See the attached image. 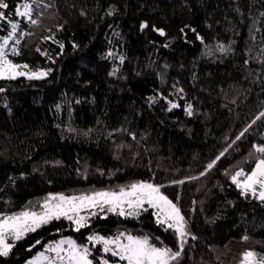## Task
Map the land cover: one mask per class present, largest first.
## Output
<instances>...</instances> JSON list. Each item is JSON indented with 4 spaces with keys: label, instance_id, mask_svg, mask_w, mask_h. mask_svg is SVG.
<instances>
[{
    "label": "trees",
    "instance_id": "1",
    "mask_svg": "<svg viewBox=\"0 0 264 264\" xmlns=\"http://www.w3.org/2000/svg\"><path fill=\"white\" fill-rule=\"evenodd\" d=\"M0 2L7 5L0 37L9 21L18 25L9 58L52 70L0 80V213L38 210L48 193L148 181L179 206L191 233L175 264H239L246 250L264 255V202L241 195L230 179L251 171L252 145L264 144V117L257 118L264 112V0ZM25 3L36 24L16 14ZM152 212L97 211L79 230L52 220L16 241L0 264H23L62 236L85 244L92 233L147 236L178 250L174 230Z\"/></svg>",
    "mask_w": 264,
    "mask_h": 264
},
{
    "label": "snow or ice",
    "instance_id": "2",
    "mask_svg": "<svg viewBox=\"0 0 264 264\" xmlns=\"http://www.w3.org/2000/svg\"><path fill=\"white\" fill-rule=\"evenodd\" d=\"M6 6L0 2V8ZM31 13L32 9L28 3L23 4L22 11L19 6L16 8L18 16L36 24L38 21L31 19ZM0 18H4V13L0 12ZM9 23L11 30L7 35L0 37V79H15L22 76L31 80L46 77L52 71L50 68L32 70L28 64H17L9 58L8 43L14 38L18 27L15 22L9 21ZM140 27L143 29L145 24L142 22ZM155 30L164 35L163 29ZM19 35L23 37L24 33L21 32ZM197 39L202 38L197 35ZM19 43L20 39L17 38L10 49L12 54L19 55L17 48ZM63 47L61 43L60 48L63 49ZM73 47L77 45L74 44ZM218 47L221 52L225 51L223 45ZM111 54L109 52V55ZM119 58L121 61L124 59L123 56ZM115 72L116 69H113L109 75H115ZM3 91L4 89L0 88V92ZM176 106L169 102L170 108ZM185 111L188 115H192V105H187ZM260 117H264V112H261L257 118ZM252 149L254 150L252 154L255 155V166L247 173L243 169L236 171L230 179L238 189H241V195L251 193L253 197L264 202V144L253 143ZM223 155L224 152H221L215 160L209 162L200 175L203 176ZM188 179H194V177H188ZM173 183H182V181H173ZM145 205L153 209L152 215L155 216L157 224L174 230L178 250L168 246L157 247L149 243L147 236L126 235L124 232L107 238L92 233L88 235L87 240L94 244H102L104 253L110 252L112 257H118L119 261L125 264H175L181 256L186 237L191 233L188 231L187 221L179 206L161 191L160 185L148 181H135L129 185L120 186L118 191L101 189L79 195L48 193L40 203L39 210L25 207L11 214L0 213V257H8L16 241L22 240L29 232L36 231L52 220L63 218L79 230L90 223L89 217L95 216L97 211L105 215L109 212H118L120 216H137L141 210L147 211ZM35 243L39 244L40 241L37 240ZM65 244H67L66 248L63 247ZM29 247L31 248L32 245ZM44 249L54 255L37 252L25 264H93V260L89 258L88 247L77 245L71 238L65 237L52 244H45ZM100 264H109V261L101 258ZM239 264H264V255L246 250L242 253Z\"/></svg>",
    "mask_w": 264,
    "mask_h": 264
},
{
    "label": "rangeland",
    "instance_id": "3",
    "mask_svg": "<svg viewBox=\"0 0 264 264\" xmlns=\"http://www.w3.org/2000/svg\"><path fill=\"white\" fill-rule=\"evenodd\" d=\"M20 77H22V76H20ZM17 78V77H16ZM26 78V77H25ZM1 80V79H0ZM232 182V181H231ZM241 190V189H240ZM251 194V193H250ZM145 208H147V205H145L144 206ZM150 209V208H149ZM39 210V209H38ZM152 211H153V209H151ZM155 217V216H154ZM155 220H156V218H155ZM66 236H62V237H59V238H57L56 240H53V241H50V242H48V243H46V244H52V243H54V242H56V241H59V240H61L62 238H65ZM115 237V236H114ZM67 238H71V237H67ZM72 239V238H71ZM73 240V239H72ZM76 244L77 245H85V246H87L88 247V250H89V258L91 259V256H97V258H99L100 260H101V258H103V259H106V260H108L109 261V264H122L121 262H119V261H115V259H118L119 260V258L118 257H112L111 256V253L109 252V253H104L103 252V250H102V248H103V245L102 244H99V243H92V242H86L85 244H80V243H77L76 242ZM97 245H100L101 246V249L100 250H95V248L97 247ZM63 247H67V244H65V245H63ZM96 251H99V252H101V255H97L96 254ZM37 252H43V253H45L46 255H49V256H52V255H54V253H51V252H47L45 249H44V247L42 248V249H39V250H37L34 254H33V256L37 253ZM29 259H31V257L29 258ZM28 259V260H29ZM27 261V260H26ZM25 261V262H26ZM25 262L23 263V264H25ZM100 264V263H99Z\"/></svg>",
    "mask_w": 264,
    "mask_h": 264
}]
</instances>
